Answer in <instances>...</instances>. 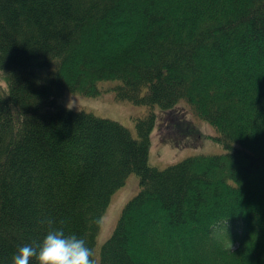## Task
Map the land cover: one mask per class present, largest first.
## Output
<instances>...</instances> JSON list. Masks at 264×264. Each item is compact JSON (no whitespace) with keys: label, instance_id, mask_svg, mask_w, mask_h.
I'll return each mask as SVG.
<instances>
[{"label":"trees","instance_id":"trees-1","mask_svg":"<svg viewBox=\"0 0 264 264\" xmlns=\"http://www.w3.org/2000/svg\"><path fill=\"white\" fill-rule=\"evenodd\" d=\"M104 80L169 116L183 99L225 152L150 165L155 113L135 137L62 103ZM130 173L98 264H264V0H0V264L51 228L94 251Z\"/></svg>","mask_w":264,"mask_h":264},{"label":"rangeland","instance_id":"rangeland-1","mask_svg":"<svg viewBox=\"0 0 264 264\" xmlns=\"http://www.w3.org/2000/svg\"><path fill=\"white\" fill-rule=\"evenodd\" d=\"M115 82L111 80L102 81V91L94 96L65 92L61 101L66 106L69 100H73L75 103L70 107L72 109H85L94 115L119 121L129 128L131 134L135 137H138L135 125L136 118L148 114V111L155 113V126L149 134L148 162L150 165L152 164L161 169L181 161L185 157L193 156V154L225 152L223 146L214 139L218 132L208 122L196 117L192 111L190 112L187 102L183 99H180L177 107L173 108L174 113L169 116L170 112L163 110L158 105L147 106L134 104L129 100L117 99L113 90ZM176 108L180 111L175 112ZM184 124L185 127L183 128ZM182 132L186 134L183 135ZM139 187L138 175L130 173L125 183L111 195L109 205L100 221L101 226L97 233L93 251L98 263L101 243L111 236L122 207L140 190Z\"/></svg>","mask_w":264,"mask_h":264},{"label":"clouds","instance_id":"clouds-1","mask_svg":"<svg viewBox=\"0 0 264 264\" xmlns=\"http://www.w3.org/2000/svg\"><path fill=\"white\" fill-rule=\"evenodd\" d=\"M74 103L69 100L66 106L70 108ZM47 223L53 221L49 219ZM33 257L38 264H98L85 239L75 233L65 234L63 228H51L41 240L19 247L12 257V264H29Z\"/></svg>","mask_w":264,"mask_h":264}]
</instances>
